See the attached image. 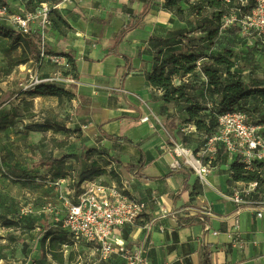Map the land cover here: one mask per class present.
Listing matches in <instances>:
<instances>
[{"label":"crops","instance_id":"1","mask_svg":"<svg viewBox=\"0 0 264 264\" xmlns=\"http://www.w3.org/2000/svg\"><path fill=\"white\" fill-rule=\"evenodd\" d=\"M129 7L137 14L143 10V3L86 0L77 7L57 10L61 15L70 8L63 18L68 26L69 49L78 50L69 53L75 58L76 78L82 85L62 86L74 94L70 99L65 98L74 102L76 112L84 118L83 127L93 134L90 159L100 161L108 152L119 155L124 163L118 172L120 177L107 182L123 184L130 195L149 202V208L137 222L124 229L129 233L127 242L134 248H142L150 264H202L205 250L211 253V264H264L261 247L250 240V237L264 239V216L258 217L250 210L236 214L235 203L213 196L217 190L229 191L234 184L230 161L235 157L228 154L224 166L220 164L221 156L226 153H217L215 161L222 168L214 165L208 177L213 187L203 183L189 166L172 169L169 165L170 156L164 147L171 137H182L176 125L180 127L189 116L180 103H165L163 90L151 84L148 74L154 68V52L169 47V41L160 38L168 39L167 33L177 38L181 34L182 31L176 32L178 20L182 21L180 14L166 6L165 0H158L142 25L126 34L119 51L131 58L133 69L128 71L124 58L109 55L107 50L115 45V33L131 19L126 11ZM60 31L64 32L62 26L54 28L55 33ZM22 97L58 100L56 96L22 94ZM146 115L158 116L160 123L152 127L150 122H142ZM107 134L128 137L131 141H113ZM83 151L87 152L82 150L81 156ZM142 154L144 168L137 172L149 179L127 167L128 163L138 164ZM224 167L229 171L223 172ZM261 172L264 177V168ZM257 198L264 199V195ZM161 207L176 211L175 216L162 214ZM209 209L212 216L206 213ZM189 217L198 220L181 226L180 222ZM236 218L240 219V232L248 240L242 245L237 243V233L232 231ZM87 245L92 255L86 264H125L120 256L98 258L93 255L97 251L94 245Z\"/></svg>","mask_w":264,"mask_h":264},{"label":"rangeland","instance_id":"2","mask_svg":"<svg viewBox=\"0 0 264 264\" xmlns=\"http://www.w3.org/2000/svg\"><path fill=\"white\" fill-rule=\"evenodd\" d=\"M8 1L11 13H23L35 10L41 6V2L52 4L59 0ZM189 1L182 2L184 13H179V19H182L176 25V32L182 31L179 40L173 33L166 34L169 37V47L166 48L165 55L173 51H195L203 57L211 58L231 49L234 52L232 59L236 64L233 71H237L249 83L264 84V46L255 41L251 42L240 31L234 32L232 27L218 31L212 38L207 39V32L203 30L200 19L210 17L214 9H204L202 18L190 15L187 6ZM77 6L79 5L73 7ZM69 9L61 13V16L67 15ZM54 18L58 19V14L55 13ZM1 23L10 29H16V25L8 17L3 18ZM65 24L61 25L64 32L59 33L54 32L53 23L47 25L45 52L48 48L54 52L71 51L73 54L78 51L69 49L71 47L66 32L68 26ZM39 31L41 28L36 22L33 24L32 33L24 36L26 40L22 44H12L10 38L0 36V264H86V260L92 255L90 245L66 241L62 226V219L68 213L65 197L74 201L78 195L74 187L84 175L95 170L102 173L94 174L90 180L107 182L119 178L118 172L124 163L119 160V155L108 152L99 158L98 167L93 165L91 156L88 155L93 152L89 148L94 144L91 139L93 134L83 127L84 118L76 112L73 101L65 97L61 102L54 98L36 100L35 97H22L21 83H28L31 76H35L37 68L41 75H50L60 67L46 59L41 67H37L38 54L34 48L36 46L41 53L43 47L42 40L39 42L34 37L35 32ZM202 37L205 40H201ZM26 58L29 59L27 62H20ZM62 71L65 75L77 76L76 64L62 68ZM204 75L203 68L198 67L192 75L176 76L175 83L188 82L191 86L189 93L194 100L215 107L220 96L213 92ZM254 103H257L256 99L251 98L243 106L249 109V115L257 119L259 112H255ZM186 104L179 105L185 107ZM32 123H39L44 127L28 128ZM176 127L180 129L178 124ZM185 141L196 151L207 147L204 136L186 137ZM85 149L87 152L83 151L81 156V151ZM209 156L208 152L204 160L207 161ZM221 158L223 159L220 164L225 166L227 157L222 155ZM57 159L64 160L62 178L55 176L57 163L54 164V161ZM217 164L218 161L213 162V165ZM218 166L222 168L221 165ZM222 170L229 171L225 167ZM225 186L223 182L222 188ZM215 195L219 194L215 192L213 196ZM47 216L58 235L53 237H59V248L56 252L63 258L62 263L49 251V240L43 249L42 239ZM93 255L100 258L98 251Z\"/></svg>","mask_w":264,"mask_h":264},{"label":"built area","instance_id":"3","mask_svg":"<svg viewBox=\"0 0 264 264\" xmlns=\"http://www.w3.org/2000/svg\"><path fill=\"white\" fill-rule=\"evenodd\" d=\"M86 0H59L55 3L42 2L35 10H27L23 13H11L9 6L0 1V20L8 17L16 25V29L22 34L32 33L33 24L38 23L41 28L43 47L40 53L38 66L41 67L44 59L60 66L53 74L41 75L37 68L35 76H31L28 83H21L23 91H30L40 84L54 83L61 85H82V82L72 75H65L62 68H69V58L58 54H49L44 51L45 28L51 23V12L62 10L67 6L80 5ZM229 1V0H228ZM252 10L241 12L233 11L225 17L221 31L238 23L240 33L251 42H258L264 46V0H254ZM247 0H241L244 5ZM39 73V74H38ZM206 80L207 77L205 76ZM142 122H150L154 127L160 123L156 115H146ZM217 131L206 136L205 145L200 151L189 146L184 137L197 136L198 130L194 122L183 123L179 131L182 137H171L165 145V153L170 156L169 165L172 169L189 166L198 175L203 183L213 185L208 177L211 175L217 158L218 148H224L226 152L235 157L244 168L250 171H258L262 175L264 168V122L253 123L245 111L233 110L217 115ZM210 153L206 161L204 157ZM229 191L217 190L219 195L237 205L236 214L244 210L256 212L258 217L264 216V182L259 180L240 181L233 180ZM82 191L72 201L65 197L68 205V213L62 219V226L74 242H85L94 245L104 260L113 256H120L125 264H150L142 248L132 247L124 238L123 231L127 226L133 225L149 208V202L130 195L127 187L117 182H101L85 180L81 184ZM75 190V189H74ZM260 203V204H259ZM162 214L175 216L176 211L161 207ZM212 216L210 209L206 211ZM207 228H210L206 225ZM232 231L237 233V243L243 244L247 237L240 232V219L236 218ZM218 234V231H213ZM256 247H261V258L264 260V239L250 237Z\"/></svg>","mask_w":264,"mask_h":264},{"label":"trees","instance_id":"4","mask_svg":"<svg viewBox=\"0 0 264 264\" xmlns=\"http://www.w3.org/2000/svg\"><path fill=\"white\" fill-rule=\"evenodd\" d=\"M0 1L8 4L9 6L8 0ZM141 2L143 3V10L137 14L132 8H127L126 11L131 17V19L125 25H123V27L118 33H115V45L107 50V54L109 55L113 54L124 58L128 71H131L133 69L131 58L128 55L121 54L119 51V46L129 31L142 25L145 16L150 12L152 7L157 4L158 0H141ZM182 2L185 3V0H165V5L171 8H175L177 13L183 14L184 8ZM187 4L189 10L188 13L190 15H196L200 18H202L201 16H203L204 14V9H214V11L211 12L210 17H203V19H200V21L202 22L203 30L207 32V39H210L218 31H221L220 29L225 17L229 16L233 11L241 10V12H247L252 10L255 6V1L247 0V2L242 5L241 0H190L189 2H187ZM9 11L11 12L10 6ZM52 13L58 14V19L54 18L52 22L55 28L59 29L62 23L65 24L66 21L60 15V12L58 13L57 10H53L51 12V15ZM236 25H238V23H234L230 27L233 28L234 32L238 33L240 31V27H237ZM25 35L28 34H22L17 29H10L4 26L0 20V36L10 38L12 44H22L26 40V38L24 37ZM34 37L39 42L42 40L40 32H35ZM179 38L180 35L177 39L179 40ZM160 40L168 42V39L163 40L160 38ZM201 40H205V37H202ZM34 50L38 54L37 57L39 61L40 49H37V47L35 46ZM165 50L158 49L156 52H154V68L149 72L148 78L152 85L163 90V99L165 103H187L184 107L189 116L186 122H194L197 126L198 134L197 136L189 135L186 137L203 138L204 136L205 139L206 136L214 134L218 128L217 115L219 113H225L233 110L245 111L249 116V120L253 123L264 122V84H261L259 82L249 83L245 81L237 71H233V68L236 67V64L235 61L232 59L234 56V52L231 49H227L223 54L216 55L211 58L208 57L209 60L201 65H199V60L207 57H203L195 51H190L188 53L173 51L171 54L165 55ZM46 52L49 54H58L66 56L69 58L70 63L72 65H75V58L69 52H54L51 51L49 48L46 50ZM28 60L29 59L26 58L21 60L20 62H27ZM222 66H224L225 68L222 69ZM198 67L203 68L205 73L204 76L207 77L208 85H210L215 94L220 96L219 101L215 103V107L214 105H205L204 103L198 100H194L192 95L189 93L191 86L188 82H182L180 84L175 83L176 76H185L189 74L192 75L196 72ZM22 93L28 94L30 96H56L59 102H61L64 97L70 99L74 96L71 91L65 89L62 85L54 83L40 84L36 86L35 89L30 91H23ZM251 98L256 99L257 102L254 103L255 112H259V117L257 119L249 115V109L243 106V104L247 105L248 100ZM43 127L44 126L39 123H32L28 125V128L30 129H40ZM106 137L113 141H131V139L124 136L120 137L117 135L107 134ZM186 137H184V140L186 139ZM218 149L220 150V152H218L219 154L227 153L226 150L222 147ZM227 154H225V156H227ZM142 156L143 154L141 155V157ZM218 158H220V156ZM92 162L95 167H98V161L94 160ZM55 163H57V172H55V176H57L58 178L64 177V160L57 159L54 161V164ZM230 165L232 170V179L236 181L259 180L261 182H264V177H261L258 171H250L245 169L244 165L240 163L237 159L231 160ZM127 167L129 171L139 174V176L141 177L148 179L151 178L147 175L137 172L138 170L144 168V157L140 159L138 164L135 165L128 163ZM101 173V171L96 172L95 170L89 175H84L78 185L74 187L75 191H77L79 194L82 191L81 184L83 181L91 179L94 174L99 175ZM196 220H198V217H189L187 219H183L180 222V225H191ZM64 231L66 234L67 243H74L70 239L66 230ZM54 235L58 236L52 228L50 218L47 216L45 221V234L42 239L43 249L46 248V242L47 240H49V251L53 254V257L55 259L62 263L63 258L59 257L56 252V250L59 248L57 245V239L59 237H53ZM123 236L124 238H128L129 233L124 230ZM210 257V251L205 250L202 253V264H211Z\"/></svg>","mask_w":264,"mask_h":264},{"label":"water","instance_id":"5","mask_svg":"<svg viewBox=\"0 0 264 264\" xmlns=\"http://www.w3.org/2000/svg\"><path fill=\"white\" fill-rule=\"evenodd\" d=\"M208 58H203L199 60V65L203 64L204 62L208 61Z\"/></svg>","mask_w":264,"mask_h":264}]
</instances>
